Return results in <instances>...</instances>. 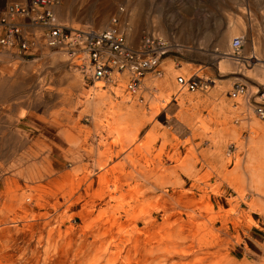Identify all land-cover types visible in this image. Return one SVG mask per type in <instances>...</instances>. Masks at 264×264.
<instances>
[{"label": "rangeland", "instance_id": "1", "mask_svg": "<svg viewBox=\"0 0 264 264\" xmlns=\"http://www.w3.org/2000/svg\"><path fill=\"white\" fill-rule=\"evenodd\" d=\"M22 1L0 0V16L8 6ZM53 1L58 22L64 26L106 29L112 27V21H116L128 41L136 45L147 35L180 45L182 48L175 49L165 59H173L177 70L186 68L187 64L192 67H189L187 75H176L173 82L175 93L178 91L176 79L179 76L189 78L196 75L208 89H198L195 93L183 91L182 96L186 101L178 107L182 101L179 94L174 93L166 99L163 97L166 94L163 88L147 90V80L135 95L126 90L127 81L121 75L95 87L85 81L76 67L71 65L73 59L64 53L57 55L59 49H46L43 43L39 44L38 37H43L41 29L28 30L31 47L24 53L26 56L16 47L19 44L11 49L0 45L4 50H0V59L5 61L3 64L0 61V211H4L10 222L16 221L18 214L27 220L31 215L35 216L32 222L18 224L23 231L18 239L14 227H10L6 239L8 264H44L48 237L52 235L55 238L57 227L69 224L77 232L85 229L87 223L80 219V215L86 210L93 211L95 223L101 214L99 222L110 223L112 217L117 215L114 212L116 207L119 208L122 203L127 208L126 205L132 203L136 205L135 212L129 217L121 214L122 222H127L128 226L138 223L132 216L145 217L150 207L149 202L139 199L140 195L132 191L142 188L133 178L136 175L133 166L127 162L134 161L135 165H139L141 162L138 160L146 162L148 154L149 161L154 156L170 155L171 160L177 163L190 159L197 160L199 164L205 157L212 156L224 157L228 162L236 160L241 152L234 149L238 146L237 141L246 143L251 134L248 122L239 126L236 123L241 124L246 114L249 120L258 118L255 106L249 105L248 97L264 92L263 83L246 73L255 71L257 65H264V0ZM230 19L232 22L241 19L244 24L243 31L234 38H243L244 45L238 53L233 50L232 57L242 61L240 64H243L246 72L233 69L231 64L225 70L220 66L227 54L220 40L230 26ZM19 21L21 23L22 20ZM254 24L259 26L260 40L253 36L251 27ZM4 37L5 32L0 30V39ZM258 55L262 56V61L258 60ZM160 71L161 66L156 72L147 73L144 77L150 75L157 78ZM212 81L217 82L216 86L213 87ZM237 84L244 87V92H234ZM95 88L113 89L109 97L121 112L136 111L146 115L149 120V116L158 111L157 121L146 123L128 143L121 142L113 134L116 126L112 122L108 123L112 120L106 117L109 111L107 107L102 108L101 120L97 123L93 120L94 112L87 104V99ZM216 93L219 99H210ZM127 97H134V107L123 104ZM246 105L249 110H244ZM182 114L189 115L194 125L198 126L195 127L197 131L194 135L192 126L175 125V120L167 119ZM199 122L203 125H198ZM244 128L249 133L245 140L241 138ZM229 131L236 132V140L228 138ZM221 134L224 135L223 139ZM240 156L243 157L244 153H240ZM98 161L107 162L110 171L120 165L123 176L130 177L131 182H126L124 190L114 195V201L109 200L108 193L100 185V178L105 171L94 169ZM117 172L109 177L112 183L119 182L116 180L119 175ZM11 193L23 199L20 209L16 202L9 199ZM223 211L221 208L214 210L215 214ZM245 215L249 216L248 213ZM255 221L259 228L253 231L251 238L259 246H264V221L260 222L257 218ZM127 225L113 228L112 235L105 240L111 242L126 238L122 234H126L124 231L130 233ZM137 226L143 227L141 223ZM58 241L60 244L52 254L51 263L69 264L77 246L71 244L67 249L68 256L65 258L69 260L60 259L63 257L60 254L63 241ZM2 242L1 239L0 247ZM248 245L252 249L251 261L261 263L264 251L261 252L251 242ZM110 247L111 254L119 251L114 246ZM98 255H103L98 248L89 249L79 261L90 264ZM234 256L240 261L244 259L240 249L234 251ZM132 258L121 255L115 263L129 264L135 261Z\"/></svg>", "mask_w": 264, "mask_h": 264}, {"label": "bare ground", "instance_id": "2", "mask_svg": "<svg viewBox=\"0 0 264 264\" xmlns=\"http://www.w3.org/2000/svg\"><path fill=\"white\" fill-rule=\"evenodd\" d=\"M25 3L26 0H23L22 2L8 6L6 10L1 13V16H7L8 12V14H10L11 7H14L16 4L25 6ZM239 13L245 15L243 11H239ZM13 16L17 23H20V21L18 22L20 18L15 11ZM262 17L264 18V12H262ZM254 21L258 23L256 19ZM20 24L23 27V31H26L24 32L29 42L26 43L27 47H31L28 30L31 29L35 31V29L37 30L38 28L26 29L27 26L23 22ZM116 24L117 22L114 21L112 27L115 26L118 28ZM0 27V30L4 32L5 28L2 25H0ZM70 28L72 29L73 27ZM243 28L244 24L241 19H238L236 22H232L230 19V26L224 32L220 40L221 47L227 52L220 64L222 70H225L226 67L231 64L234 67L233 69L241 72L244 71L243 64H240L242 61L232 57L233 39L243 31ZM257 28H259L258 24H254L251 30L253 36H257L256 38L260 40L261 38L258 35L259 29ZM120 32L122 31L120 30ZM122 33L128 39L127 35L124 32ZM238 39H240L244 45V39ZM38 40H40L39 44L43 43L45 47V42L41 35L38 37ZM15 44H18V42L13 41V46ZM179 47L181 46L179 45ZM63 53L66 57L68 56L64 49H59L57 55ZM80 58L82 59L83 68H86V64L84 63L85 58L83 56ZM261 58L262 56L258 55L259 61H262L260 60ZM71 65L75 66L77 71L84 77L80 67H78L79 64L76 59H73ZM160 66L161 71L156 75L157 78L149 77L150 75L144 77L138 90L144 87L147 80V90L163 88L166 90V94H164L163 97L169 99L175 93L176 86L173 82L176 75L178 73L187 75L190 69L189 67H192V65L187 64L186 68L177 70L174 67L173 59L167 58L160 63L159 67ZM246 73L264 85L263 64L257 65L255 71ZM116 75H121L128 84L129 79L126 73L119 74L113 71L108 80L95 81L92 85L95 87L101 86L106 81H112ZM193 76L196 75H192L191 77ZM179 77L185 78L186 80L190 78L185 76ZM196 78L199 79L198 76H196ZM211 83L213 87L217 84V82L214 81ZM202 86H204L203 83ZM200 89L207 90L208 86ZM183 91L188 90L187 88L182 90L178 87V91L175 93V95L179 94L182 100L178 104V107L182 105V102L186 101L182 96ZM112 92L113 89L95 88L93 94L87 99V104L93 109V120L94 122L96 121V123L102 119V108L107 107L109 111L106 112V117L109 116V119L112 120L108 123L112 122V124L116 126L115 129L113 128V134L115 133L121 142L125 141L128 143L146 123L155 122L159 112L156 111L152 113V115L149 116V120H147L146 115H142L136 111L130 110L121 112L111 100L112 98L109 97ZM195 92L196 91L190 93ZM255 93H257V91ZM133 98L134 97L125 98L123 104H131V106L134 107L136 102H133ZM263 99L264 97L261 98V100ZM167 119L169 121L172 119L175 120V125L192 126L191 131L193 135L194 132L197 131L195 127L198 126L194 125V120L189 115L184 116L182 114ZM261 121L262 120L259 118L249 120L248 125L251 134L248 141L245 143L238 140V146L234 147L235 150H238V153L240 151V153L243 152L244 156H240L239 153V157L236 160H230V162L224 157L218 158L212 156L205 157L199 164L197 160L191 161L190 159L182 163H177V161L171 160L170 155H166L165 157L160 155L154 156V158L149 161L147 157H150V154L146 157V162L138 160L141 162L139 165H135V162L130 160L131 162H127V164L133 166L136 174L133 178L136 180L137 184L139 182L142 188L132 191L137 192L136 195H140L138 197L139 199H145L149 202L150 208L149 212H146L147 215L138 218L133 215L132 218H135L134 220L138 223H131L128 226L127 222H122L121 214H123L124 217H129L133 214L136 205L132 203H128L126 205L127 208H124V205L121 203L119 208H115L116 211L112 210L117 215L112 217L110 223H107L108 221H106V223L99 222L103 214L100 215L98 222L95 223L96 218L94 219L93 211L86 210V212L80 215V219L87 223L85 229L77 232V230L69 224L63 227H57V236L55 238H53L52 235L48 237L46 241L48 247L47 256L44 264H53L51 263V258L54 256L52 254L55 253L57 246L60 244L58 240L61 242L63 241L60 247V254H62L63 257H60V259H66L65 257L68 256V252L66 251L71 244L77 246L75 256L71 259L69 264H86L85 262H80V258L83 257L85 252L93 248H98V251L103 253V255L100 256V254L98 257H95L90 264H116L117 258L121 255L133 257L132 259L135 261L129 264H264V260L261 263L251 261L250 256L252 249L249 248L248 245V243L251 242L259 248L261 252L264 251V246H259V244L251 238L253 231L259 228V224L255 221V218L260 222L264 221V127L262 124L263 121ZM198 125L202 126L203 123L199 122ZM204 130L209 132L206 128H204ZM227 135L231 140L237 139L235 131H229ZM220 137L222 138L224 135L221 134ZM107 166V162L98 161L94 169L100 172L105 171L100 178V185L102 189L108 193L109 200L114 201V195L124 190V184L130 181V177L126 178L123 176L120 165L111 168V171L107 169L110 168ZM116 172L117 174L119 173V179L116 177V180L119 181L118 184H116V182L112 183L109 179V177L113 176L112 173ZM9 197L12 202H16L19 205L17 208L20 209L23 204V199L21 197H19L21 198L19 199L15 193L9 194ZM217 208H221L224 211L221 214H215L214 210ZM247 213L249 216L245 215ZM34 217L35 216L31 215L27 220L18 214L17 220L10 222L9 217L6 216L1 209L0 238L3 242L0 247V264L9 263L6 254V239L10 227H14L11 228L14 229L15 237L17 238L18 235L23 234L18 224L24 225L25 222H32L35 219ZM139 223L143 226L142 228L137 226ZM126 225L130 229V233L123 230V233L126 234L122 235L126 238L117 239L115 241L112 240L111 242L105 240L107 236L109 238L110 235H112L113 228ZM27 226L33 228V226L29 224H27ZM120 234L121 233H119V235ZM78 240H81V242L79 243ZM40 244L41 242L38 243V245ZM110 246L116 247L119 251H116V253L113 252L115 254H111L112 249ZM238 249L242 250L244 254V259L241 261L234 256V251ZM105 257L108 258L105 260Z\"/></svg>", "mask_w": 264, "mask_h": 264}, {"label": "built area", "instance_id": "3", "mask_svg": "<svg viewBox=\"0 0 264 264\" xmlns=\"http://www.w3.org/2000/svg\"><path fill=\"white\" fill-rule=\"evenodd\" d=\"M14 11L27 28L43 30L42 39L45 47L64 49L69 58L76 59L86 81L93 84L95 81L108 80L113 71L119 74L126 73L129 79L126 90L133 95L145 74L156 72L163 59L179 48L174 42L165 41L155 35H147L136 45L134 42H128L126 36L115 26L106 29L91 27L71 29L58 22L53 0H26L25 6L16 4L11 7L10 14L0 16V25L6 30L5 37L0 39V45L11 49L13 41L18 42L19 45L16 47L23 56H26L24 53L28 52L30 47H27L26 43L29 42L23 27L13 16ZM242 46L240 39L233 40L232 49L235 53H238ZM82 56L85 58L86 68H83L80 58ZM176 83L181 89L187 88L190 92L205 88L196 76L187 80L178 77ZM239 91L244 92V87L237 84L234 92ZM260 95L263 97L264 92ZM255 112L264 122V107H255Z\"/></svg>", "mask_w": 264, "mask_h": 264}, {"label": "crops", "instance_id": "4", "mask_svg": "<svg viewBox=\"0 0 264 264\" xmlns=\"http://www.w3.org/2000/svg\"><path fill=\"white\" fill-rule=\"evenodd\" d=\"M5 49V48H4ZM0 50L1 51H4L3 50V47L2 48H0ZM12 58H13V56H11ZM5 58V57H4ZM14 59V58H13ZM3 60V58L2 59H0V61L2 62V64L3 63H5V61H2ZM1 62H0V64H1ZM7 62V61H6ZM2 64L0 65V66H2ZM261 98H263L260 94H258L257 96L256 95H252L251 97H248V101L250 102V104L249 105H252V106H263L264 107V104H262V100H261ZM210 99H212V100H218L219 99V97H218V94L216 93V95L214 96V97H210ZM227 99L228 100H230L231 98L230 97H227ZM261 100V101H260ZM257 101H259V102H257ZM247 105H248V103H247ZM246 105V106H247ZM245 106V109L244 110H249V107L247 106L246 107ZM251 110V109H250ZM242 118H244V116L243 115H241V113L239 114ZM244 121V122H243ZM246 122H249V117H247V114H246V118L244 119V120H242V123L241 124H239V123H236V126H239V125H244V124H246ZM246 126V125H245ZM248 135H249V133L247 132V129H245L244 128V130H243V134L241 135V138L243 139V140H245V139H247V137H248Z\"/></svg>", "mask_w": 264, "mask_h": 264}]
</instances>
